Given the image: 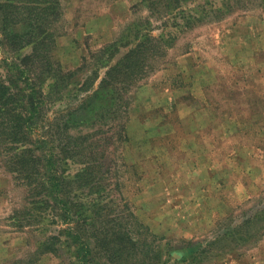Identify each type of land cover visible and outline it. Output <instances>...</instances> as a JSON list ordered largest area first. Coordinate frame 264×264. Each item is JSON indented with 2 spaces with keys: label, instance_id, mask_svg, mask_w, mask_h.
I'll return each instance as SVG.
<instances>
[{
  "label": "rangeland",
  "instance_id": "rangeland-1",
  "mask_svg": "<svg viewBox=\"0 0 264 264\" xmlns=\"http://www.w3.org/2000/svg\"><path fill=\"white\" fill-rule=\"evenodd\" d=\"M61 4L53 69L70 85L47 100L49 117L66 119L85 103L79 115L88 120L94 99L86 98L109 67L129 51L137 61L128 81L130 73L112 75L129 102L125 116L112 117L126 121L127 138L115 131L95 143L99 150L89 142L100 156L96 181L83 169L87 158L63 163L67 178L83 169L82 219L100 210V233L118 232L124 257L116 264H264V0ZM96 120L111 134V119ZM28 193L1 148L0 264L107 262L103 255L79 262L64 232L70 225L50 210L22 213Z\"/></svg>",
  "mask_w": 264,
  "mask_h": 264
},
{
  "label": "trees",
  "instance_id": "trees-1",
  "mask_svg": "<svg viewBox=\"0 0 264 264\" xmlns=\"http://www.w3.org/2000/svg\"><path fill=\"white\" fill-rule=\"evenodd\" d=\"M61 14V0H0V50L4 54L1 67L4 74L0 75L2 162L29 189L27 198L31 207L24 208L22 213L30 214L31 209L37 210L39 207L46 208L45 212L50 210L54 217H60L62 224L70 225L64 232L72 235L70 245L75 246V257L79 262L89 263L87 257L103 255L108 262L103 264H116L118 259L124 257V245L117 236L118 232L111 233L105 229L100 233L102 227H96L102 218L100 210L94 211L90 219H82L83 214L78 213L81 203L76 192L84 190L81 185V181L85 180L84 174H81L83 169L90 183H94L98 177L96 163L100 156L93 151L99 150L95 143L111 141L115 131L120 139L128 136L126 121H113L114 116L126 115L129 102L122 94L123 88L118 87L117 79L112 81V75L124 74L126 77L130 73L126 77L128 81L134 75L132 66L137 61H134V52L129 51L124 60L109 67L97 89L86 98L94 99L92 111H87L90 113L88 120H81L82 115H79L86 108L85 103L82 107L81 104L76 105V110L70 112L66 119L57 118L56 115L49 117L45 110L47 100L54 94L62 96L61 92L70 85V81H67L68 85L65 84L69 78L55 73L53 69V63H57L52 58L57 36L55 27ZM162 43H165L163 35L155 44L157 49L161 50ZM26 48L29 52L23 53ZM146 56L145 51L141 58ZM99 117L100 120L106 119L104 122L111 119V134H101V127H95ZM83 121H89L90 125H87L91 129L85 131L75 127L84 126L86 122ZM89 142H93L94 149ZM85 158L88 160L86 166L73 178L63 175L64 162L79 163L80 159ZM89 178L86 177V185ZM71 196L76 203L74 215L70 211L74 206L69 201ZM101 222H105L104 218ZM85 224L92 230L89 236ZM81 226L82 231L86 232L84 236ZM95 227L97 231L93 232ZM95 250L98 253H94Z\"/></svg>",
  "mask_w": 264,
  "mask_h": 264
}]
</instances>
